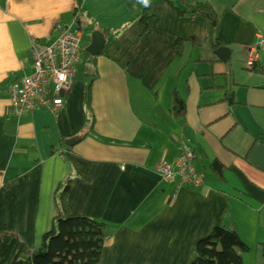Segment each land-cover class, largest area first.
Returning <instances> with one entry per match:
<instances>
[{"label":"crops","instance_id":"0c3cea01","mask_svg":"<svg viewBox=\"0 0 264 264\" xmlns=\"http://www.w3.org/2000/svg\"><path fill=\"white\" fill-rule=\"evenodd\" d=\"M127 1L0 0V233L39 248L56 215L55 192L70 180L69 215L106 224L101 264H190L196 244L224 224L248 248L243 264H264V49L253 70L245 67L264 35V0H179L212 6L213 35L205 19L159 2L150 36ZM59 26L81 31L84 52L93 32L107 44L92 64L82 55L57 113L36 110L17 122L9 83L31 74L33 42ZM220 48L230 51L229 64L216 56ZM175 93L182 119L171 115ZM184 146L206 178L199 190L159 174Z\"/></svg>","mask_w":264,"mask_h":264},{"label":"trees","instance_id":"16d2710c","mask_svg":"<svg viewBox=\"0 0 264 264\" xmlns=\"http://www.w3.org/2000/svg\"><path fill=\"white\" fill-rule=\"evenodd\" d=\"M127 2L139 11L138 19L144 27L146 36H150L153 32L154 16L151 14V8L159 2L172 5L181 17L192 16L205 19L211 26L212 35L218 31L217 13L206 3L199 2L189 6L182 4L179 0H148L147 4L144 0ZM107 34L109 43L118 36L117 32ZM210 43L213 49L221 46L214 37ZM175 47L179 50L181 41L177 42ZM83 55L86 58L85 64H92L96 59L86 55L85 52ZM93 80L88 85L86 100L91 127L94 125L91 112ZM184 107L183 101L175 93L171 115L175 119H182ZM212 168L216 174H222L223 167L219 163L214 162ZM70 183L71 181L68 180L60 184L55 192L56 215L51 223V231L43 236L39 248L29 250L17 236L0 233V264H101L102 252L108 243L105 235L106 224L94 218L69 215L64 200ZM262 249L264 255V245ZM247 252L248 248L241 241L234 224H224L215 228L208 237L196 244L194 260L190 264H243V255Z\"/></svg>","mask_w":264,"mask_h":264},{"label":"built area","instance_id":"2783aa9c","mask_svg":"<svg viewBox=\"0 0 264 264\" xmlns=\"http://www.w3.org/2000/svg\"><path fill=\"white\" fill-rule=\"evenodd\" d=\"M55 33L44 43L33 42L31 74L13 80L9 86V115L17 122L36 110L57 113L76 80L77 67L84 52L82 33L60 26ZM263 49L264 35L257 33L256 43L249 50L245 62L248 70L256 67ZM195 160L192 148L184 146L176 160L161 163L159 174L165 183L198 190L206 178L195 170Z\"/></svg>","mask_w":264,"mask_h":264},{"label":"water","instance_id":"95a60500","mask_svg":"<svg viewBox=\"0 0 264 264\" xmlns=\"http://www.w3.org/2000/svg\"><path fill=\"white\" fill-rule=\"evenodd\" d=\"M90 39V45L85 49V53L92 58H96L103 52L107 42L104 35L100 32H93ZM215 54L223 63L229 64L231 53L227 48H220L215 52ZM79 141V138H74L67 141L66 144L71 147L76 145Z\"/></svg>","mask_w":264,"mask_h":264},{"label":"clouds","instance_id":"9594fccd","mask_svg":"<svg viewBox=\"0 0 264 264\" xmlns=\"http://www.w3.org/2000/svg\"><path fill=\"white\" fill-rule=\"evenodd\" d=\"M144 3L147 4L148 3V0H144Z\"/></svg>","mask_w":264,"mask_h":264},{"label":"rangeland","instance_id":"374dc122","mask_svg":"<svg viewBox=\"0 0 264 264\" xmlns=\"http://www.w3.org/2000/svg\"><path fill=\"white\" fill-rule=\"evenodd\" d=\"M85 39H86V37H85ZM85 39H84V42H85ZM16 79H18V78H16ZM13 80H15V79H13ZM50 231H51V230H50ZM50 231H49V232H50Z\"/></svg>","mask_w":264,"mask_h":264}]
</instances>
